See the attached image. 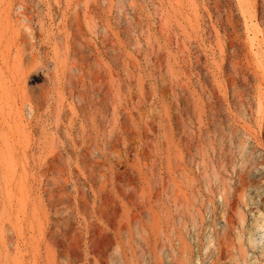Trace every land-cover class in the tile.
I'll use <instances>...</instances> for the list:
<instances>
[{"label":"rangeland","instance_id":"1","mask_svg":"<svg viewBox=\"0 0 264 264\" xmlns=\"http://www.w3.org/2000/svg\"><path fill=\"white\" fill-rule=\"evenodd\" d=\"M0 264H264V0H0Z\"/></svg>","mask_w":264,"mask_h":264}]
</instances>
